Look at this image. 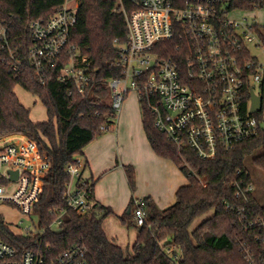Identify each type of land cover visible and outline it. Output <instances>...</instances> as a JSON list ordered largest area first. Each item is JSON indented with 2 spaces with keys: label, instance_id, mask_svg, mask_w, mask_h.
I'll list each match as a JSON object with an SVG mask.
<instances>
[{
  "label": "trees",
  "instance_id": "obj_1",
  "mask_svg": "<svg viewBox=\"0 0 264 264\" xmlns=\"http://www.w3.org/2000/svg\"><path fill=\"white\" fill-rule=\"evenodd\" d=\"M63 3L64 0H0V25H6L19 43L29 46L31 23L50 18ZM225 4L229 11H255L264 7V0H225ZM253 29L264 45V26L257 22ZM127 36L125 16L115 2L80 0L78 22L69 43L87 55L91 64V84L85 94L78 91L72 80L60 79V69L66 58L56 62L47 74L46 82L42 83L29 62L22 65L18 75L7 72V55L0 48V137L12 132L25 133L38 142L42 153L51 161L44 191L35 207L41 224L47 228L41 236L42 244L36 246V238L32 236L12 235L5 228L2 215L0 234L19 251L41 248L49 258L58 257L77 245L84 250L90 264H176L173 258H181V264H262L264 239L257 230L247 226L251 215L233 212L227 205H245L255 212V217L264 216V204L256 192L245 201L235 195L232 186L236 179L254 182L245 159L258 150L260 153L252 161L264 171V80L263 109L252 113L259 121V133L230 150H221L210 160L199 158L190 148L179 149L156 127L153 114L139 98L143 129L153 151L173 161L188 183L178 188L175 201L164 208L159 207L152 196L143 197L146 217L142 225L135 220L134 197L131 198L121 221L137 231L133 252L116 244L103 227L104 220L114 210L94 199L97 179L86 178L91 208L84 214L69 208L67 190L71 177L67 173L68 164L84 155L86 145L111 130L117 118L108 81L122 75L115 61L118 44L125 43ZM178 41L179 37H174L159 46L176 48ZM170 55H173L172 51L164 54ZM17 85L39 98L47 109L46 120L31 118L30 108L20 101L15 91ZM251 97L252 88L246 86V103ZM123 166L131 190L135 191V167L132 164ZM87 167L85 162L83 175ZM61 208L66 209L62 222L50 226L56 215L51 211ZM197 220L198 223L193 225ZM172 243L176 244V250L170 255L165 248Z\"/></svg>",
  "mask_w": 264,
  "mask_h": 264
},
{
  "label": "built area",
  "instance_id": "obj_2",
  "mask_svg": "<svg viewBox=\"0 0 264 264\" xmlns=\"http://www.w3.org/2000/svg\"><path fill=\"white\" fill-rule=\"evenodd\" d=\"M110 1L124 14L128 28L127 41L118 44L115 61L122 75L108 81L112 107L117 113L127 93L136 89L153 114L156 127L179 149L190 148L204 160L214 159L221 150H230L259 133L261 127L252 115L251 100L246 103L245 99L246 86L261 97L263 94L264 59L250 49L251 44L263 45L253 29L255 18L233 15L225 0ZM79 7L80 0H64L50 18L33 21L29 46L19 43L6 25H0V48L7 55V72L18 75L22 65L29 62L35 75L45 83L56 62L66 58L60 79L72 80L78 91L85 94L91 84V64L87 55L69 43L78 22ZM174 37H179L176 48L159 46ZM171 51L173 55L164 56ZM84 163L76 157L67 166L71 177L68 206L80 214L91 208L90 190L83 177ZM50 167L51 161L29 135L12 132L0 137V204H12L27 217L37 214L35 207ZM232 186L235 195L245 201L257 190L254 182L239 179ZM143 203V197L134 199L138 225L145 222ZM227 208L251 215L247 226L264 239V216L255 217L253 210L237 203H229ZM55 212L50 226L62 222L66 209L51 211ZM0 215L12 235L32 236L36 246L42 244L46 227L33 234L22 222L12 226L1 211ZM165 250L172 255L176 244ZM173 261L181 264V258ZM0 264L90 263L77 245L49 258L41 248L19 251L0 234Z\"/></svg>",
  "mask_w": 264,
  "mask_h": 264
},
{
  "label": "crops",
  "instance_id": "obj_3",
  "mask_svg": "<svg viewBox=\"0 0 264 264\" xmlns=\"http://www.w3.org/2000/svg\"><path fill=\"white\" fill-rule=\"evenodd\" d=\"M234 12H239V15L254 14V16H251L259 18L257 22L264 25V7L255 11H243L238 9L234 10ZM130 109V106L127 104V106L123 108L122 113L118 115V117L120 115L121 117H119L116 129L111 132H106L101 137L94 139L86 145L84 148V155L81 157L84 162H87L88 168L90 169V174L87 175L84 171L83 177L86 179L92 176L98 179L94 188V199L101 204L112 207L115 213L118 212L119 206L122 208L127 207L131 202L132 196L137 198L150 195L154 198L159 207H167L173 202L172 198L176 195L178 188L188 183L187 177L173 161L162 158L153 151L142 125L145 139L144 137L142 138V146L137 144L139 142L134 141L136 147H133V149L135 153H142L143 171L147 173L152 182L158 183L160 186H158L159 189H150L149 187L143 188L141 186V174L138 172L137 187L139 191H136V193H133L131 196V193L126 189L124 190V182L125 180L127 182V179L126 175L124 174L123 176L122 174V166L133 159L130 154H128V157H125L124 154L120 153V143L124 142L125 147L131 144L130 129L132 123ZM140 122L142 123L141 119ZM116 173L120 175L123 183L113 184L110 182V179ZM109 219L110 216L103 222V227L108 237L113 239L114 242L121 247L129 248L130 246L128 247L125 245L121 237L122 234H112V232L109 231L107 226ZM136 238L137 231L135 230L133 245Z\"/></svg>",
  "mask_w": 264,
  "mask_h": 264
},
{
  "label": "rangeland",
  "instance_id": "obj_4",
  "mask_svg": "<svg viewBox=\"0 0 264 264\" xmlns=\"http://www.w3.org/2000/svg\"><path fill=\"white\" fill-rule=\"evenodd\" d=\"M233 15H239V12H233ZM251 15H249L250 20H252V18H254V17H252V16H254V14L252 16ZM255 18H256V16H255ZM257 19L259 20V18H256V20ZM250 49H251L253 54H255L259 57V59H261V60L264 59V47H263V45L256 46L255 44H251ZM15 91H16L20 101L26 107L30 108L31 118L33 120L43 121V120H46L48 118L46 107L43 105V103L39 100V98L35 94L24 89V87H22L21 85H17L15 88ZM127 104L131 108L130 109L131 110V112H130L131 123H132L131 129H130V131H131V133H130L131 144L128 145L127 147H125L124 142L120 143V153L124 154L125 157H128V154L131 155L133 160L126 162L125 165L126 164H132L135 167L136 177H137L138 172L141 174V186L143 188L149 187L150 189L151 188L152 189H159L158 186H160V185L158 183L152 182L151 179L149 178V176L147 175V173L145 171H143L144 168L142 166V163H143L142 153L141 154L135 153L134 149H133V147L134 148L136 147L134 141L139 142L137 144L142 146V138L144 137V133L142 130V123L140 122V119H141L140 100H139L138 91L136 89H131L127 93V95L123 101L120 113H118V115L122 113L123 108L125 106H127ZM118 115H117V118H116L114 124L112 125L111 130H109V132L116 129L117 123L119 121V117H121V115L119 117H118ZM262 125L264 127V121H263ZM106 132H108V131H106ZM105 133H103L102 135H104ZM101 136H99V137H101ZM144 139H145V137H144ZM258 153H260V150H258L257 152H254L252 154H249L245 160H246V167L248 168L249 172L251 173L252 177L254 178V182H255L256 187H257L256 195L259 196L261 202L264 204V171L261 168L257 167L256 165H254L253 161H252V159ZM122 168L124 171V172L122 171V174L124 176V174L126 175V172H125L124 166H122ZM85 174H87V175L90 174V169L88 167L85 170ZM126 179H127V176H126ZM124 180H125V177H124ZM110 182L113 184L123 183L121 181V177L118 173H116L114 176H112V178L110 179ZM124 185H125L124 190L126 189L129 193H131V196L133 195V193H136V191H139L138 187H136L135 191L131 190L128 179H127V182L125 180ZM12 186H14V185H12ZM8 192L11 193L12 189H10ZM138 198H140V197H138ZM134 199H135V197H134ZM174 199H176V195H174V198H172L173 202L175 201ZM128 206H129V204H128ZM128 206L125 208H122L121 206H119L120 208H119L118 212L115 213V211H114V213L110 215V219L107 223V226L109 228V231L112 232V234L113 233L122 234L121 237H122L125 245L128 247L130 246L129 248L125 247L124 249L126 251L133 252L132 245L134 242V234H135L136 229L133 227H130L128 224H124L121 221V218L125 216V213L127 211ZM0 211L4 214L5 219L12 226L15 225V223H17V222H22L21 225H23L24 227H30L31 232L33 234H36L38 232H42L45 230V227L41 224V217L39 214H33L31 217H27L18 208L14 207L12 204H8V203L0 204ZM212 213H213V211L210 212L209 215H211ZM205 218H203L202 220H204ZM197 223H198V220L195 221L193 225H196Z\"/></svg>",
  "mask_w": 264,
  "mask_h": 264
},
{
  "label": "water",
  "instance_id": "obj_5",
  "mask_svg": "<svg viewBox=\"0 0 264 264\" xmlns=\"http://www.w3.org/2000/svg\"><path fill=\"white\" fill-rule=\"evenodd\" d=\"M263 109V99L261 96H259L255 91H252V97H251V112L256 113L260 112ZM131 210L128 209V213H130Z\"/></svg>",
  "mask_w": 264,
  "mask_h": 264
}]
</instances>
